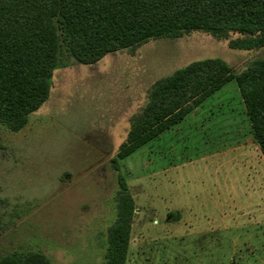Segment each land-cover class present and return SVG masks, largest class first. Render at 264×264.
Listing matches in <instances>:
<instances>
[{"label": "rangeland", "instance_id": "rangeland-1", "mask_svg": "<svg viewBox=\"0 0 264 264\" xmlns=\"http://www.w3.org/2000/svg\"><path fill=\"white\" fill-rule=\"evenodd\" d=\"M230 38L195 30L94 63L63 53L27 124L0 123V255L104 264L121 179L135 206L125 264H264V162L234 81L112 162L156 80L195 60L239 72L264 59Z\"/></svg>", "mask_w": 264, "mask_h": 264}, {"label": "trees", "instance_id": "trees-1", "mask_svg": "<svg viewBox=\"0 0 264 264\" xmlns=\"http://www.w3.org/2000/svg\"><path fill=\"white\" fill-rule=\"evenodd\" d=\"M195 30L216 39L235 34L230 48L258 49L264 46V0H0V123L11 131L27 124L48 98L63 53L94 63L110 52ZM231 81L264 162V59L235 72L220 58L192 61L156 80L112 162L179 123ZM119 184L104 264L127 260L135 206L126 184ZM0 264L51 263L40 252L12 251L0 255Z\"/></svg>", "mask_w": 264, "mask_h": 264}]
</instances>
